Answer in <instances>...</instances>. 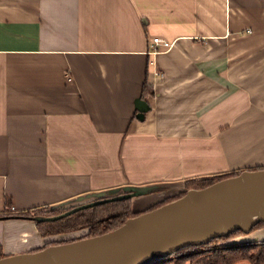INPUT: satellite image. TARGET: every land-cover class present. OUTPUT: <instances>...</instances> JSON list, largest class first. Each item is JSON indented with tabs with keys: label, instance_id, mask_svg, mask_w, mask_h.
I'll list each match as a JSON object with an SVG mask.
<instances>
[{
	"label": "crops",
	"instance_id": "1",
	"mask_svg": "<svg viewBox=\"0 0 264 264\" xmlns=\"http://www.w3.org/2000/svg\"><path fill=\"white\" fill-rule=\"evenodd\" d=\"M255 110L264 0H0V245L14 211L217 171Z\"/></svg>",
	"mask_w": 264,
	"mask_h": 264
},
{
	"label": "water",
	"instance_id": "2",
	"mask_svg": "<svg viewBox=\"0 0 264 264\" xmlns=\"http://www.w3.org/2000/svg\"><path fill=\"white\" fill-rule=\"evenodd\" d=\"M133 107L139 121L150 110L140 95L134 98ZM157 187L124 185L78 195L50 206L49 211L69 203L96 201L58 216L33 218L32 222L57 220L110 200L144 196ZM261 222H264V169L244 170L205 188L186 190L181 197L133 216L104 234L73 235L67 242L5 255L0 264H157L186 246L228 237L238 230L247 235ZM20 234H24L22 230Z\"/></svg>",
	"mask_w": 264,
	"mask_h": 264
},
{
	"label": "trees",
	"instance_id": "3",
	"mask_svg": "<svg viewBox=\"0 0 264 264\" xmlns=\"http://www.w3.org/2000/svg\"><path fill=\"white\" fill-rule=\"evenodd\" d=\"M147 92L148 90H146V92L144 90L142 93L143 98ZM237 174H232L229 176H234ZM229 176L192 178L186 180L184 181L185 191L189 189L205 188L212 183ZM185 191L172 196L161 203L151 206L144 211L152 210L174 199H177L181 197ZM129 201V199L112 200L110 202L101 203L83 210H79L57 220L37 221L35 224L36 230L42 236H48L61 235L66 232L85 229L89 232L85 237L98 236L123 224L127 219L141 213L139 212L131 214L130 204H128ZM7 205H10V203ZM42 209V207H36L30 210L13 212V214H15V216H29L31 215V212H33L32 214L35 216H41L59 213L57 211L51 214H45L43 213ZM263 227L264 222L258 223L252 227L250 232ZM244 235L246 234L238 230L231 233L228 237H217L208 243L197 246H186L157 264H235L240 261H245L249 264H264V241H233L235 238ZM61 242L67 241L59 240L53 242L52 244ZM3 256H5V254L0 247V258Z\"/></svg>",
	"mask_w": 264,
	"mask_h": 264
},
{
	"label": "rangeland",
	"instance_id": "4",
	"mask_svg": "<svg viewBox=\"0 0 264 264\" xmlns=\"http://www.w3.org/2000/svg\"><path fill=\"white\" fill-rule=\"evenodd\" d=\"M249 116H251L249 119H244L242 122H238L236 127L232 128V142L230 144L231 146L229 147V154H226V158L228 160L225 162V164H227L219 168L217 171H213V173H211L210 175H213L215 177L229 176L232 174H237L244 170L264 169V111L260 113L259 111L255 110V112ZM228 142H230V140H228ZM182 187H175L170 185L169 187L164 188L162 186H158L156 188V191H154L152 194L145 195L144 197L139 199H135L141 200V202L134 204V206L132 207L134 211H136L135 213L141 212L143 210H146V207L149 208L147 204H150L151 202L159 201L164 197H171L174 194L184 191L181 190ZM69 192H71V190ZM37 197L39 200L43 199L41 195H38ZM75 197L76 196L70 194L66 198H63L62 201H68L71 198ZM133 200L134 199H132V201ZM142 200L144 201L142 202ZM59 201L57 200L49 205L52 206L55 203H59ZM132 201H129L128 203L130 204V206ZM44 202H46V200H44ZM143 204H145L146 206ZM132 213L134 212H131V214ZM35 224L36 222L33 223L32 221L23 222L21 230L24 234L13 236L12 241H10L5 248V252L7 253L6 255L18 253L20 250L35 249L36 246H40L44 242V239L39 238V236L42 235L36 230ZM85 231V229H82L80 230V232H66L61 235H57L54 240L70 241L73 235H79ZM247 235L239 236L233 241L239 242ZM25 239L26 241H24ZM49 240L50 239L46 240L45 242H48Z\"/></svg>",
	"mask_w": 264,
	"mask_h": 264
},
{
	"label": "flooded vegetation",
	"instance_id": "5",
	"mask_svg": "<svg viewBox=\"0 0 264 264\" xmlns=\"http://www.w3.org/2000/svg\"><path fill=\"white\" fill-rule=\"evenodd\" d=\"M212 178V177H215V176H213V175H210V174H208L207 176H200V177H191V178H188V179H186V180H189V179H192V178ZM217 177V176H216ZM218 177H220V176H218ZM186 180H184V181H186ZM156 186H158V185H156ZM170 185H168V186H165L164 188H166V187H169ZM171 186H175V185H171ZM183 186V187H182ZM182 186H175V187H182V189L181 190H184L185 191V187H184V182H183V184H182ZM163 187V186H162ZM165 190V189H164ZM154 191H156V189L154 190ZM153 191V192H154ZM184 191H181V192H184ZM153 192H151L150 194H152ZM180 192V193H181ZM177 194H179V193H177ZM177 194H174V195H172V196H175V195H177ZM147 195H149V194H147ZM145 196V195H144ZM144 196H139V197H135V198H130L129 200L130 201H132V199H139V198H142V197H144ZM171 196V197H172ZM168 198H170V197H164L163 199H161V200H159V201H155V202H151L150 204H147L149 207H151V206H154V205H156V204H158V203H161V202H163V201H165V200H167ZM132 201L131 202V206H130V210H131V212H136V211H134V209H133V207L132 206H134V204H137V203H140L141 202V200H135V201ZM94 201H96V199H89V200H85V201H82V202H75V203H69V204H67L66 206H61V207H58L57 209H55V210H52V211H49V207L51 206V205H49V204H46V205H42V206H38V207H42L43 209H42V211H43V213H53V212H59V213H56V214H53V215H41V216H35L34 214H32L33 212H31V215H29V216H15V214H9L10 215V217H13L14 218V220H22V221H25V222H28V221H32L33 220V218H37V217H52V216H58V215H61V214H63V213H65V212H67V211H69V210H72V209H74V208H77V207H79V206H82V205H85V204H88V203H91V202H94ZM111 201V200H110ZM110 201H107V202H110ZM144 200H142V202H143ZM59 202H61V201H59ZM103 203H106V202H103ZM148 203V202H147ZM52 204V203H51ZM57 204H59V203H57ZM99 204H101V203H99ZM54 205H56V203L54 204ZM96 205H98V204H96ZM143 205H145V204H143ZM95 206V205H94ZM146 206V205H145ZM92 207V206H91ZM36 208V207H35ZM87 208H89V207H87ZM146 208H148V207H146ZM30 209H33V208H29V209H27V210H30ZM83 210V209H82ZM79 211V210H78ZM144 211V210H143ZM143 211H141V213L143 212ZM14 212H16V211H14ZM77 212V211H76ZM145 212V211H144ZM139 213V212H138ZM140 214V213H139ZM79 232H80V230H79ZM88 230H86L85 232H83V233H81V234H83L84 235V237L86 236V235H88ZM57 235H48V236H39V238L40 239H44V242L40 245V246H36V248L35 249H39V248H41V247H45V246H48V245H51L53 242H55V241H58V240H54L55 239V237H56ZM48 239H50L48 242H45L46 240H48ZM0 247L2 248V251H3V253L6 255L7 253L5 252V249H4V246L3 245H0ZM29 250V249H28ZM21 251H23V250H20L19 252H21ZM9 253H11V252H9Z\"/></svg>",
	"mask_w": 264,
	"mask_h": 264
},
{
	"label": "built area",
	"instance_id": "6",
	"mask_svg": "<svg viewBox=\"0 0 264 264\" xmlns=\"http://www.w3.org/2000/svg\"><path fill=\"white\" fill-rule=\"evenodd\" d=\"M170 46H171L170 42H168L164 39H161L159 37H153L150 40V44H149L148 49L150 50V53L157 54V53H160L164 50H167Z\"/></svg>",
	"mask_w": 264,
	"mask_h": 264
}]
</instances>
